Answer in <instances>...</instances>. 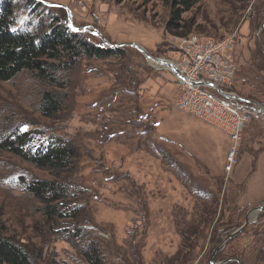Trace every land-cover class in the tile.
Masks as SVG:
<instances>
[{
	"label": "rangeland",
	"instance_id": "374dc122",
	"mask_svg": "<svg viewBox=\"0 0 264 264\" xmlns=\"http://www.w3.org/2000/svg\"><path fill=\"white\" fill-rule=\"evenodd\" d=\"M4 1L14 5L13 32L47 30L55 19L73 32L59 5L88 40L104 43L97 31L107 48L126 46L104 60L80 59L66 72L64 109L53 119L40 114V100L44 90H58L30 72L0 81V142L20 131L36 143L57 137L78 149L73 168L62 173L0 150V233L34 249L41 264H86L81 250L92 241L104 264H211L248 216L213 262L264 264V0H196L182 14L187 36L216 40L237 32L241 39L230 91L250 103L251 114L229 171L230 138L177 109L175 76L128 46L176 60L180 37L164 30L170 0ZM33 180L67 185L72 194L86 190L70 199L81 205L80 219L59 226L47 219L26 192L24 183ZM77 227L83 239L68 237Z\"/></svg>",
	"mask_w": 264,
	"mask_h": 264
},
{
	"label": "trees",
	"instance_id": "16d2710c",
	"mask_svg": "<svg viewBox=\"0 0 264 264\" xmlns=\"http://www.w3.org/2000/svg\"><path fill=\"white\" fill-rule=\"evenodd\" d=\"M139 1L147 4L164 0ZM195 4L196 0H170V16L164 26L165 32L171 36L187 37L189 30L184 28L182 14ZM14 25V5L4 1L0 5V81L7 82L22 72H30L49 89L58 90H44L41 95L39 112L47 119H53L63 111L62 97L66 95L63 91L67 89L65 73L72 70L80 59L104 60L121 54L117 52L121 48L110 49L104 43L96 44L88 40L85 34L70 32L59 23V19H55L47 30L35 33L13 32ZM138 117L143 118L139 114ZM0 150L35 168L60 173L71 170L78 159V149L73 143L57 137L36 143L31 132L15 131L0 142ZM24 185L26 192L44 205L43 214L52 223L59 226L58 221L80 219L81 205L72 207L70 199L83 195L86 190L83 193L77 190L72 194L67 185L45 180H33ZM84 233L77 227L71 232L69 230L67 236L83 239ZM80 257L86 264H104L99 246L94 241L85 243ZM0 264H41V256L27 244L0 233ZM49 264L57 263L51 261Z\"/></svg>",
	"mask_w": 264,
	"mask_h": 264
},
{
	"label": "built area",
	"instance_id": "2783aa9c",
	"mask_svg": "<svg viewBox=\"0 0 264 264\" xmlns=\"http://www.w3.org/2000/svg\"><path fill=\"white\" fill-rule=\"evenodd\" d=\"M240 43L237 32L216 40H203L196 35L179 38L177 58L171 62L179 73L176 108L226 134L232 141L226 155L227 171L235 163V146L251 114L250 103L230 91L237 72L235 50ZM260 109L254 110L255 113Z\"/></svg>",
	"mask_w": 264,
	"mask_h": 264
},
{
	"label": "water",
	"instance_id": "95a60500",
	"mask_svg": "<svg viewBox=\"0 0 264 264\" xmlns=\"http://www.w3.org/2000/svg\"><path fill=\"white\" fill-rule=\"evenodd\" d=\"M55 6H57V7H63V8H65L67 10V13H68V16H69V27H70V29L73 32H80V33L85 32V30H83V29L77 30V29H75L73 27L72 20L70 18L71 13H70V11L68 10L67 7L59 6V5H55ZM95 35H97L105 44L109 45V43L97 31H95ZM111 46L112 47H124L126 45H124V44H116V45H111ZM128 46L131 47V48H134L137 51H139L140 53H142L144 55L145 59H147L148 61L154 63L153 65H156L157 64L159 67H162V68L165 67V68H167V70H169L175 76V78H179L178 71L174 67H170L168 61L163 60V59H157V58L151 57L141 46H139L137 44H133L132 43V44H128ZM260 48L264 52V49H263V47L261 45H260ZM263 109H264V106H263ZM258 210L262 211V210H264V207H259ZM252 212H254V211H251L248 214H253ZM248 224H249V218H248V216H246L244 224L241 227H239L238 229H236L235 231H233V233L229 234V236H227L223 240V242L216 248L215 252H217V250L219 248H221L222 246H224L227 242H229L230 240H232L233 238H235L236 236H238L245 229V227ZM215 252L212 255V259L210 261L211 264H216V263L213 262V258H214Z\"/></svg>",
	"mask_w": 264,
	"mask_h": 264
},
{
	"label": "bare ground",
	"instance_id": "6f19581e",
	"mask_svg": "<svg viewBox=\"0 0 264 264\" xmlns=\"http://www.w3.org/2000/svg\"><path fill=\"white\" fill-rule=\"evenodd\" d=\"M156 66H158V65L156 64ZM169 66H170V67H172V66H173V64H172V63H169Z\"/></svg>",
	"mask_w": 264,
	"mask_h": 264
}]
</instances>
